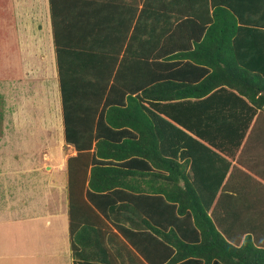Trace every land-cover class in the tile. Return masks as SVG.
Masks as SVG:
<instances>
[{"label":"trees","instance_id":"16d2710c","mask_svg":"<svg viewBox=\"0 0 264 264\" xmlns=\"http://www.w3.org/2000/svg\"><path fill=\"white\" fill-rule=\"evenodd\" d=\"M70 1L49 0L65 140L78 151L75 157L68 158L70 179L76 172L86 174L91 163L90 188L105 196L117 182L112 174L120 170L121 159L131 157L132 161H125V165L133 166L138 160L150 166L137 154L150 157L151 140L160 139L169 142L172 151L168 154L165 146L161 160L167 156L192 158L198 182L202 174L198 167L200 152L205 153L202 157L219 156L211 147L223 148L228 143L235 152L252 128L264 133V0H249L256 5L252 12L220 0L219 9L221 5L228 7L222 18L190 11L209 10L216 0H169V6L165 5L167 0H145L136 22L139 8L132 2L120 0L118 12L111 11L105 18L103 0L74 1L79 7L75 15L60 9L70 6ZM159 7L179 10L180 14L157 17L151 10ZM105 21L121 27L109 26L110 32L104 33L99 27ZM67 24H73L72 31ZM126 41L133 58L146 62L151 54L147 45L155 42L159 47L155 62L150 63L157 68L145 66L141 72L146 76L138 81L128 80L126 75L129 66L125 64L126 57H121ZM138 45L136 55L134 47ZM184 57L188 60L182 62ZM160 58L164 61L159 64ZM134 68L135 64L131 72ZM152 70L157 71L151 73ZM109 105L123 107L119 113L114 108L110 113L99 111ZM129 136L134 140H127ZM94 138L97 143L91 159ZM226 172L227 168L218 177L214 173L207 175L208 192L202 193L195 191L193 184L183 186V174L169 176L180 189L171 196L180 205L177 218H189L191 225L203 218L211 226L200 232L202 227L192 225L190 231L196 233L197 239L183 241L182 229L176 222L177 231L170 230L163 237L166 249H160L154 257L133 242L146 261L264 264L259 249L249 240L233 244L214 227L209 208L200 206L202 200L208 201L207 205L212 203ZM69 199L72 201V184ZM185 202L190 204L188 211ZM75 264L116 263L84 259Z\"/></svg>","mask_w":264,"mask_h":264},{"label":"crops","instance_id":"0c3cea01","mask_svg":"<svg viewBox=\"0 0 264 264\" xmlns=\"http://www.w3.org/2000/svg\"><path fill=\"white\" fill-rule=\"evenodd\" d=\"M71 1L70 6L60 9H63V13L75 15L79 7L73 2L79 0ZM119 1L103 0L105 18L111 11L118 12ZM168 1L165 3L167 6ZM216 1V5H209V10L206 8L190 11L205 16L214 14V17L222 18L228 7L221 5L219 9L220 0ZM227 1L232 2L240 10L248 8L252 12L256 7L253 2L248 3L249 0ZM256 1L260 3V0ZM124 2L138 5L139 9L134 19L136 22L145 0ZM245 4L248 5L244 7ZM7 7L10 15L16 17V27L14 25L10 33L17 36L18 32L24 31L20 26L25 17L32 18V24L38 18L37 26H41V29L37 32L45 35L46 47L44 39H39L37 33H33L36 47L30 53V58L38 59L40 71L35 72L38 79L23 78L21 59L18 57L14 66L15 73L13 77H8L20 83L16 86L25 87L21 91L24 105L20 109L24 116L14 123L17 125L16 128H20L17 131L21 133L14 132L13 138L8 137L7 151L0 152V264H75L84 259L93 262L107 260L116 264H150L144 259L143 253L136 249V244L147 251L146 255L154 257L158 254L157 251L166 249L162 242L163 237H167L170 230L177 231L176 222L182 229L183 235L180 236L183 241L197 239L196 233L190 231L192 225H195V228L202 227L200 232L203 229L208 231L211 226L208 220L203 218L198 223L192 222V225L189 218L182 220L177 218L180 205L171 196H176L180 189L176 187L175 179L169 176L183 174L184 184H181L186 187L193 184L195 191L202 193L208 192L206 176L214 173L218 177L226 168V176L215 199L210 205H207L208 201L202 200L200 206L210 209L208 214L212 215L214 227L233 244L237 242L242 244L244 240H249L250 244L260 250L264 261L263 132H254L255 129L252 128L250 131H253L251 133L248 131L235 152L229 143L223 148L211 147L219 156L210 154L202 157L205 153L200 152L201 158L198 161L201 164L199 163L198 167L202 174L199 175L198 182L195 181L192 158L175 159L166 155L167 159L161 160L165 146L168 154L172 152L169 142L151 140L153 146L149 147L150 157L137 154L147 160L150 166L139 163L138 160L133 166L125 165V161H132L131 157L121 159L120 170L112 174L116 177L113 179L117 181L116 184L105 196L97 194L89 185L91 163L86 174L76 172L70 179L68 158L75 157L78 151L65 140L50 2L8 0ZM151 13L157 17L180 14L179 10L176 12L175 9L164 7L151 10ZM191 15L195 14L189 13V16ZM109 26L118 28L121 24L105 21L99 30L108 33ZM68 27L72 31L73 24H69ZM17 40L20 41L18 36ZM153 43L147 45L151 49L149 62L142 58L134 59L133 53H129L128 41L123 44L121 57L124 56V59L126 57L125 64L129 66L130 71L126 74L128 80L143 79L146 74L143 76L141 71L145 66L151 67L150 69L157 68L150 64L155 62L159 50L157 43ZM134 50L137 55L139 45L135 46ZM182 60L185 62L188 59L184 57ZM135 61L140 65L139 70ZM159 61L160 64L164 59L160 58ZM30 64V72H33L35 64L33 59ZM133 64L135 68L131 72ZM154 71L157 70L150 72ZM50 78L56 80L55 92L52 91V87L49 90L45 84ZM30 82H38L39 87L33 86L34 83L31 85ZM122 107L109 105L99 111L105 114L112 112L110 110L114 108L119 113ZM54 108L56 111L59 109L57 116L60 126L57 125V132L54 130L55 123L51 121ZM46 114L49 116H44ZM124 119L126 121V118ZM127 138L134 140L130 136ZM96 143L97 140L94 138L93 148L89 151L91 159L96 150ZM71 184L72 201L69 199ZM184 205L188 211L189 202H185Z\"/></svg>","mask_w":264,"mask_h":264},{"label":"rangeland","instance_id":"374dc122","mask_svg":"<svg viewBox=\"0 0 264 264\" xmlns=\"http://www.w3.org/2000/svg\"><path fill=\"white\" fill-rule=\"evenodd\" d=\"M7 1L8 0H0V152L7 151L9 142L8 137L13 138L15 133H21L17 131V129L20 128H16L17 125L14 123L20 121L24 116V113L21 112L20 109H22L24 105L21 91L24 90L23 88L25 87L16 86L19 82L10 80L8 77H13L15 73L14 66L18 57L19 60L21 59L20 67L22 68L21 74H23V78L38 79L35 72L40 71V65L37 64L38 59L33 57L32 59L35 64L32 68L33 72H30V63L32 62L30 53L36 47L33 39V33L36 32L39 39H44V45L46 47L45 35L37 32L41 29V26H37L36 21H38V18L35 19L33 24L32 18L25 17L23 19V24H21L20 27L23 28L24 31L17 33L18 39L20 40L19 42L17 40V36L10 33L11 28H13L14 25L16 27V17L14 15H10L8 12V7L6 8ZM30 83L31 85L34 83L33 86L39 87L38 82ZM45 84H47L49 90H51L52 87L53 91L56 80L50 78V80L45 82ZM53 92H55V90ZM58 113L59 109L56 111L54 108V112H52L51 115V121L55 123L54 130L56 132L57 125L60 126V120L57 116ZM44 116L48 117L49 115L46 114ZM56 134L59 135V133Z\"/></svg>","mask_w":264,"mask_h":264}]
</instances>
